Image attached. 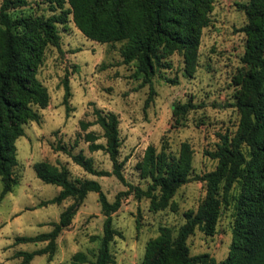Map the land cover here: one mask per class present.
<instances>
[{
    "label": "rangeland",
    "instance_id": "obj_1",
    "mask_svg": "<svg viewBox=\"0 0 264 264\" xmlns=\"http://www.w3.org/2000/svg\"><path fill=\"white\" fill-rule=\"evenodd\" d=\"M247 0H213L209 22L202 27L197 47V64L191 75L183 74V55L175 50L152 77L151 84L143 83L135 75V62H125L120 52L121 42H100L85 36L75 25L71 13L66 21L56 23L60 42L48 44L37 77L49 93L48 104L35 106L38 120L23 124L24 133L16 143L17 164L13 174L17 183L0 197V264H18L17 250H32L45 245L46 240L15 242L17 235H35L52 228L60 212L73 201L69 196L61 202L41 201L54 196L59 185L39 178L33 163L47 160L65 164L71 179H96L109 200L119 190L129 188L114 174L98 175L86 171L69 153L57 149L63 143L71 152L82 151L90 156L96 168L110 170L112 163L102 149L90 150L84 134L95 133L97 142L104 143L103 130L96 123L95 110L112 111L119 123V159L122 173L131 184L145 187L147 179L136 167L148 144L160 148L162 144L177 152L182 141L193 149V174H201L215 167L216 159L206 153L219 140V133L233 134L240 112L236 105L239 84L236 76L243 68L246 33L242 26L247 14L242 4ZM68 6L66 2L64 8ZM52 9L44 0H25L12 8L11 13L49 15ZM176 78L167 81L162 76ZM64 79L69 94L65 97ZM190 102L182 114H173L174 105ZM86 123L83 127L82 123ZM2 185L0 181V191ZM205 193L200 179L181 184L161 209H152L149 198H137L131 191L113 211L112 225L118 233L110 241V264H139L149 239L155 237L162 224L174 233L185 219L188 209H196ZM104 213L97 192L88 191L78 206L71 222L56 237V248L51 257L35 254L28 264L69 263L77 250L93 259L97 251L98 235L102 234ZM235 215L232 204H221L214 231L205 233L196 228L187 238L191 254L208 252L220 260L228 254L232 241ZM83 264H88L84 262ZM202 264V263H197Z\"/></svg>",
    "mask_w": 264,
    "mask_h": 264
},
{
    "label": "trees",
    "instance_id": "obj_2",
    "mask_svg": "<svg viewBox=\"0 0 264 264\" xmlns=\"http://www.w3.org/2000/svg\"><path fill=\"white\" fill-rule=\"evenodd\" d=\"M25 0H0V197L17 183L13 167L17 164L16 139L24 133L23 124L38 120L35 106L48 104L49 93L36 73L48 44L59 45L56 23L66 21L71 13L75 25L90 39L100 42H121L123 61L135 62V75L151 84L162 67L170 65L165 58L177 50L183 55V74L191 75L197 64V47L202 27L207 25L213 0H44L58 12L49 15L31 12L12 14V8ZM68 6L64 8V4ZM247 22L243 68L236 76L239 87L236 105L240 112L233 134L219 133V140L206 153L216 159L215 167L193 174V149L182 141L177 152L165 144L157 148L148 144L136 167L147 179L141 187L125 180L123 160L119 159V119L112 111L95 110V122L103 130L104 143L97 142L91 131L84 134L90 150L104 149L112 168H96L90 156L82 151L71 152L63 143L54 147L69 153L86 171L98 175L114 174L129 188L119 190L109 200L101 184L94 178L71 179L65 164L47 160L33 163L36 175L45 182L60 186L48 202L73 201L60 212L52 228L35 235H17L15 242L46 240L32 250H17L18 264H28L35 254L46 253L51 259L56 237L74 216L88 191L97 192L104 213L103 231L93 259L82 250L75 251L69 263L110 264V241L117 230L112 225V212L131 191L137 198H149L152 209L166 207L175 190L190 179H200L205 193L196 209H188L185 219L174 233L169 225L159 226L158 234L149 239L139 264H264V0H247L242 4ZM167 81L176 78L162 76ZM65 97L69 94L64 79ZM194 104H175L173 114H182ZM85 127L86 123L81 122ZM234 209L233 237L226 257L217 260L208 252L191 254L188 236L196 229L214 231L221 204Z\"/></svg>",
    "mask_w": 264,
    "mask_h": 264
}]
</instances>
